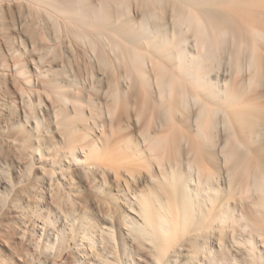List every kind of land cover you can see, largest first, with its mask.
Masks as SVG:
<instances>
[{"label": "bare ground", "instance_id": "6f19581e", "mask_svg": "<svg viewBox=\"0 0 264 264\" xmlns=\"http://www.w3.org/2000/svg\"><path fill=\"white\" fill-rule=\"evenodd\" d=\"M93 1L0 0V37L10 55L14 40L9 28H16V7L30 38L35 36V26L49 23L56 42L66 36L71 46H80L84 54L90 52L89 57L103 68L113 72L116 64L124 70L123 76H112L104 118L93 119L91 124L85 121L82 106H88L89 111L97 108L90 106L88 95L71 89L74 81L65 85L69 78L53 77L46 85L38 79L33 83L31 75L26 77L19 68L15 75L27 86L50 89L54 126L65 143L63 157L70 163L55 165L58 172L41 170L40 181L46 182L50 199H57L54 212L60 219L55 227L63 222L62 232L75 233L77 219L82 221L86 246L74 244L71 264H140V251L150 257L151 264H176V249L185 242L190 264H205L207 260L216 264L208 240L213 238L214 229L218 233L216 245L229 253L227 264H264L258 246L264 249V139L260 135L264 106L260 109L258 98L255 105L248 96L253 94L252 87L264 82V0H133L141 14L136 23L121 19L128 16L126 9L130 2L133 5L132 0ZM123 3L127 6L124 12L115 11ZM43 33L42 40L48 36ZM223 50L230 51V62ZM222 56H226L224 61ZM240 56H246V62ZM229 63L232 67L226 68ZM243 64L249 77L246 75V83L244 78L245 84H240ZM5 67L0 69L2 77L17 68ZM223 68L232 69L229 77L221 76ZM42 72L38 68L37 78ZM87 73L93 84V72ZM21 79L16 82L17 93L27 111L15 117L24 119L28 127L18 125L17 131L23 136L35 133L38 144L30 142L24 147L41 154L50 145L40 142L54 143L57 139L49 129L47 137L41 138V121L35 112L41 99L38 96L34 104L32 93L37 92L21 85ZM239 86L243 87L240 91ZM106 125L112 129L103 138ZM98 128L101 136L94 133ZM222 136L223 140L219 139ZM33 168L31 162L26 169L28 176ZM75 176L92 186L93 201L102 214L100 225L88 216L86 200L80 202V195L62 188L75 181ZM142 182L144 189H138ZM226 182L233 193L223 191ZM236 186L240 187L238 193ZM233 195L239 196L238 203ZM79 211L81 215L76 216ZM113 223L126 228L122 238L119 232V245ZM103 226L106 228L100 232ZM45 227L33 226L31 233L36 235L35 231ZM95 231L99 232L97 237ZM25 233L22 230V239ZM41 238L35 239L36 256L31 264H49L48 258L41 256L44 251L38 250ZM230 245L242 252L243 261L234 256L236 252L230 255ZM48 249L53 253V248ZM0 263H4L2 258ZM51 264L66 262L52 260Z\"/></svg>", "mask_w": 264, "mask_h": 264}, {"label": "rangeland", "instance_id": "374dc122", "mask_svg": "<svg viewBox=\"0 0 264 264\" xmlns=\"http://www.w3.org/2000/svg\"><path fill=\"white\" fill-rule=\"evenodd\" d=\"M130 1L131 0H127L125 3L127 2L129 3ZM132 2H133V5L130 4L131 3L130 2L128 4L129 8L126 9L129 12L128 16L121 17L122 21L126 19H130L134 23L140 21L141 19V14L139 11L140 9H138L135 1L132 0ZM94 3H96V1ZM125 3L122 4L121 9L127 7V6L126 7L124 6L126 5ZM118 9L120 8L118 7L117 9H115V11L124 12V9L123 10L121 9L118 10ZM16 10L17 9L15 7L13 11H15L14 15L17 14V16L16 15L14 16L15 17L14 26L16 28H13V27L9 28L10 29L9 31H11V33L13 34L12 41L14 40L12 42L13 44L12 55L8 53L4 45V41L0 37V69L6 68L5 66L16 65L17 67L16 69L7 71L6 77L0 76V185H1L0 187V198H1L0 199V260L2 258V260L4 261V263H0V264H8V263L31 264V260L36 256L34 253V250L36 248L35 239L37 236L39 238L40 236H42L41 241H40L41 244L38 250L44 251V254H42L41 256L42 258L47 257L49 264H51L52 260L58 261V262H63V260H65L66 264H71L73 254L75 252L73 250L74 244L79 245V247L86 246V243L82 241L83 230H82V226L80 225L82 221H80V218L77 219L76 221L77 227H75L76 228L75 233L68 234V233L62 232L61 230H64L65 228V224L63 222H61L60 224H57L58 226L55 227L56 224L54 223L57 221V219H60L59 217L60 215L58 216V214L56 213L57 214L56 215L54 212L57 199L53 196H52V199H50L51 196L49 197L48 191H46V182L40 181L41 180L40 179L41 170L54 169L56 172H58L59 170L55 169V165L59 163L60 164L70 163V159L67 160L65 157H63V152L65 150L64 148L65 143H64L63 137L60 136L59 131L56 130V127L54 126L55 116L53 115V110H52L54 105L51 103L50 98H49L50 89L49 88L45 89L43 86H40V85H35V86L33 85L32 87L30 85L27 86L20 77L16 76L15 78V75L17 73V69L19 68L20 70H23V73H25L26 77H28V75H31V78L29 77L28 78L33 83H35L36 79L40 80L41 83H43L46 80H50L53 77H56L59 79L63 78L62 79L63 81H66V79L69 78L70 80L65 82V85H68L69 81L71 80L72 82L74 81L75 84L72 86L71 89H74V92L76 93L88 95V97H90V99L92 100V103L90 104V106L97 108V109H93L92 111H89L88 106H86L85 104H84V107L82 106V111H83V114L85 115L84 119L88 124H91L93 119L95 121H100L101 118H104L108 95L110 94V90L112 88V81H111L112 76L113 75L123 76L124 70L119 68L116 64L114 65L113 72H111L109 69L103 68V66L99 62H97V60H95L93 57L91 58L89 57V55L91 54L90 52L88 53L87 51L88 54H84L83 52L84 49L82 50L80 46L76 47L75 45L74 46L72 45L73 46L72 47L69 44L71 40L68 37L66 38V36L60 37L61 39L62 38L64 39V40L62 39L61 42L60 40H58L59 42H56L57 39L54 40L55 36L52 37L55 31L52 29L53 27L51 28L50 26H48L49 23H45L44 27L43 26L36 27L35 25L37 24H35L34 26L36 28L32 25L34 27L33 29H36L34 33L36 32L35 36L37 34L38 38L39 37L41 38V34L43 32H44L43 33L44 35H45V32L47 33L46 35L48 36H44V40H42L43 37L41 39L40 38L36 39L35 36H33V38H30L27 35V32H26L27 30L25 29V27H22L23 25L22 23L24 22L25 19L22 20V17L19 16L20 14ZM27 22L29 21L27 20ZM167 23L169 24L168 21ZM168 24L167 26H170ZM32 26L30 27V29L32 28ZM67 39H69L70 41H68ZM224 52L226 53V56L229 55L227 54L228 52L230 53V51L228 52L224 51ZM239 55H242V53H240ZM226 56H222L223 61ZM245 57L242 56L241 59ZM226 58L225 60H228V62H230L228 59L229 56ZM243 60L242 62H246V60L245 61ZM239 62H241V60ZM226 65L225 66L223 65V67H226V68H228L229 66L232 67L230 63L229 65L228 64ZM38 68H40L43 71L42 76L39 78H37V75H36ZM242 68H244V71L239 74V79H240V84H245L246 80L248 79L246 77L248 72L247 73L245 72V65L242 66ZM225 69L224 68L223 70L221 69L222 71L221 73H223L221 76L223 78H226V75L227 77H229L232 73V72L231 73L229 72L232 69H228V71L226 69L227 72L225 71ZM88 70H91L93 72L94 78L96 79V81L93 84L87 75ZM146 70L149 72L151 68H147ZM241 74H244V75L242 76ZM215 76L216 75H213V78H212V80L214 81H215ZM19 79H21V85L26 87V89H32L31 92L32 91L37 92V93H32L33 94L32 99L33 101H35L34 104H36L39 97L41 99L42 104L39 105L38 107H35L36 115L40 119L41 121L40 123L42 126L41 138L43 139V137H47L48 131L46 130L49 129V131H51V134L55 135L56 137L55 136L54 137L57 139V142H54V143L52 142L50 143L49 141L40 142L41 144L46 143L50 145L48 150H47V147L44 148L45 150L44 149L41 150V154L40 152L39 153L33 152L32 150L26 149L24 147L27 143H30V142L34 143L35 145L38 144L36 143L38 142V140L36 138L35 133L34 134L29 133L23 136L17 131L19 130L17 129L18 125L25 126L26 128L28 127L25 125L24 119L18 120L16 118L17 115L19 117L24 116V112L27 111L19 103V95L17 93V90H18L17 83L19 82L18 81ZM242 80H244L245 83H243ZM123 82H124L123 80L120 81V83L123 84V86H125V83ZM43 84L46 85L47 82ZM258 87L260 88L259 90H258ZM240 88L242 89L243 87L239 86V88H237L238 91H240ZM250 90H251L250 92H252L253 94L249 93L248 94L249 98H252V101L258 98V101L260 102V104L256 100H255L256 102L254 103L253 101V103L255 105L259 104L257 106H259V108L261 109V106L262 107L264 106V82H262L258 86L252 87ZM258 93L260 94V96ZM251 95H255V96H251ZM13 106H15L16 109H14ZM262 110H264V107L263 109H261V111ZM131 116L133 117V114ZM263 118H264V114H263ZM263 118L261 121H263ZM32 124L33 123L31 122V125ZM261 124H260L261 126L260 125L259 126L262 130L260 128L259 129L261 130L260 132H262L260 133V135L263 137L264 136V121ZM110 129H112V125L104 126L105 132L103 134V138L105 135L106 137L109 135L111 131ZM80 130L83 131L82 126H80ZM97 131L99 134L96 133ZM99 131H100L99 128L96 129V131L94 132L95 135L101 136V133ZM90 133L92 132L90 131ZM262 137L261 139L263 140L264 137L263 138ZM219 139L223 140V136L220 137ZM221 140H219V143L221 142ZM142 149H144V146H142ZM54 150L59 151V152L55 153ZM209 152L211 153L213 152V150L209 149ZM38 157H40L41 159L39 160ZM31 162L34 168L31 171L29 175L30 177H29L26 169H27V166L30 165ZM141 174L142 176H144V172H141ZM74 178H75V181H71L70 184H64L62 188L63 189L67 188V191L70 192L71 194L75 193V194L80 195L79 197L81 200L77 198L80 202H84L86 200L85 203L87 206H89L88 211L90 212L88 213V216L92 218V222L94 223L98 222L97 224H99L100 219H101L100 217L102 216V214L99 211H97L99 209H97L98 207L94 203L95 201H93L94 191L92 190V186L87 181H83L82 179H79L78 176H75ZM108 178H110V176ZM239 179H242V177ZM242 180H240L241 183H242ZM237 182L239 183V181ZM225 184L227 185L226 188H224L221 185H219V188L221 189L224 188L223 191L225 193H230V192L233 193L234 192L233 187H230L228 182H226ZM140 186L141 187L138 189H144L145 183L142 182ZM236 188H238V186H236ZM239 189L240 187L238 188V191L236 192L235 190V192L238 193ZM46 193L47 195H45ZM237 197L239 196H235V195L231 196L233 201H235ZM53 198L54 200L55 199L56 200L54 201ZM231 198H230V202L232 201ZM238 200L239 199H237L236 201L237 203L239 202ZM232 204H235V203L233 202ZM209 206L210 204H208L206 207H209ZM77 208L79 210L81 209L80 206H77ZM122 209L124 208L122 207L121 210ZM122 211H126V209ZM81 212L82 211H79V213L77 212L75 215L80 216ZM98 212L99 214H96ZM127 213L130 216H134L133 214H130L129 212H126V214ZM22 221H24L25 224H21ZM43 224H45L46 226L43 231L42 230L35 231L36 235H33L31 233L33 226H41ZM117 225L113 223V231L115 232L116 242L119 245L120 239L118 235L120 236V233H121V238H122V234L125 235L124 229L126 228L123 227L122 225H119V228H118ZM104 228L106 227L103 226L102 228H100V232L104 230ZM22 230L26 231V233L23 235L24 237L23 239L21 238ZM96 232L97 231H95V234L93 235L97 237V235H99V232L97 233ZM215 233H217V230L214 229V233L211 235V237L213 238L208 239L209 247L212 249V253L215 256L216 261L217 262L219 261V264H224V263L227 264L226 257L228 261L229 253L227 254V251H224V250H223L224 252L221 251L219 247L216 245L217 242L215 238H218V233L217 235ZM238 233L239 231L237 232L236 235H239ZM214 234L216 237L214 236ZM73 235L75 236V239L77 240L75 242L77 243H74L75 239L73 240L72 238ZM206 242L208 244V241ZM185 244L188 245V243L185 242L183 243V246H181L180 248H177L178 251L176 249V253L174 255L177 258L176 264H181L185 261L188 262V264L191 263L188 260V257L186 254L188 250V246H186ZM258 246H260L259 250L263 253L262 262L264 263V252H263L264 249L261 248L262 247L261 245H258ZM48 248H53L51 249L53 253H48V251L50 250ZM228 248H230L229 249L230 251L232 249L231 245ZM234 249L235 247L230 251V255H232L233 252H236V254L234 253L235 254L234 256H236L240 261H243L242 260L243 256L241 255L242 252L239 251L240 252L239 253L237 252V249L235 250ZM59 250L60 252H58ZM138 255L141 256L140 264H151L150 257L144 251L143 252L140 251ZM32 256L34 257L32 258ZM52 257H55V259ZM217 262L215 263L217 264ZM206 263L210 264L208 260L205 261V264Z\"/></svg>", "mask_w": 264, "mask_h": 264}]
</instances>
